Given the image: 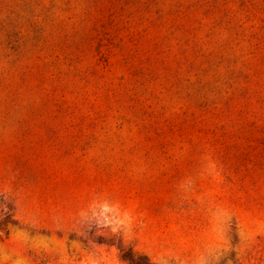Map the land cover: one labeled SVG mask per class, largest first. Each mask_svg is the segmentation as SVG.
Instances as JSON below:
<instances>
[{
	"label": "rangeland",
	"instance_id": "1",
	"mask_svg": "<svg viewBox=\"0 0 264 264\" xmlns=\"http://www.w3.org/2000/svg\"><path fill=\"white\" fill-rule=\"evenodd\" d=\"M0 264H264V0H0Z\"/></svg>",
	"mask_w": 264,
	"mask_h": 264
},
{
	"label": "bare ground",
	"instance_id": "2",
	"mask_svg": "<svg viewBox=\"0 0 264 264\" xmlns=\"http://www.w3.org/2000/svg\"><path fill=\"white\" fill-rule=\"evenodd\" d=\"M93 262V261H92Z\"/></svg>",
	"mask_w": 264,
	"mask_h": 264
}]
</instances>
